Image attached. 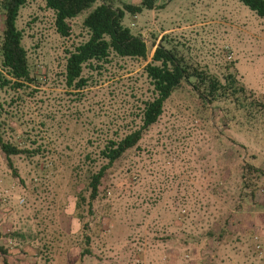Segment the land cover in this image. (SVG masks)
Segmentation results:
<instances>
[{
    "label": "rangeland",
    "instance_id": "374dc122",
    "mask_svg": "<svg viewBox=\"0 0 264 264\" xmlns=\"http://www.w3.org/2000/svg\"><path fill=\"white\" fill-rule=\"evenodd\" d=\"M107 2L124 10L147 57L111 53L84 66L79 89L65 83L66 58L89 38L83 20L102 0L70 19L68 37L45 0L19 8L34 79L0 87L1 119L5 139L39 153L11 156L15 176L0 151V264H264V18L240 0ZM4 11L0 0V40ZM161 37L218 85L184 79L110 168L92 211L77 210L88 168L101 163L86 154L139 123L151 93L143 67Z\"/></svg>",
    "mask_w": 264,
    "mask_h": 264
},
{
    "label": "trees",
    "instance_id": "16d2710c",
    "mask_svg": "<svg viewBox=\"0 0 264 264\" xmlns=\"http://www.w3.org/2000/svg\"><path fill=\"white\" fill-rule=\"evenodd\" d=\"M96 0H45V5L54 12V27L57 33L63 37L71 34L70 19L78 15L83 9L91 6ZM258 16L264 18V0H240ZM26 0H2L4 21L2 37L0 40V64L4 71L0 72V87H21L26 82H31L34 75L28 67L27 51L21 43L22 32L16 27L15 21L20 6ZM151 7V1L147 4ZM124 9L132 14L140 12L141 5L124 4ZM124 10L113 5L107 0L97 5L83 20V27L88 30L89 38L79 43L73 51H69L65 64V83L70 88L79 89L86 84V78L82 76L84 66L92 67V62H107L111 53L120 57H147V44L140 35H134L131 30L122 24ZM162 37L157 43L151 61L143 67L151 86L150 95L142 100L139 109V123L131 127L125 134L108 136L99 146L95 158L86 154L91 164L99 159L101 163L98 168H88L84 177L85 188L88 198L81 191L75 196L74 208L79 210L84 204L88 211H92V202L98 196L101 186L106 180L110 168L126 153L134 147L142 138L144 132L154 124L163 111V103L182 81L188 80L191 75L198 76L196 82L199 85L204 79L210 81L211 86H217L218 80L210 78L208 73L198 67L190 68L173 51L161 45ZM99 67L100 65H96ZM194 87H196L194 85ZM0 105V151L12 167L11 156L25 155L32 157L39 153V149L21 147L16 141L5 139V120L1 119ZM92 144V141H90ZM258 171L257 168H254ZM262 172V171H261ZM16 176V170L13 168ZM79 218L81 216L79 214ZM87 226V225H85ZM0 252L6 249L0 246Z\"/></svg>",
    "mask_w": 264,
    "mask_h": 264
}]
</instances>
